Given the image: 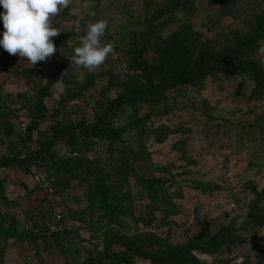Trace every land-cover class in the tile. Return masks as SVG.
Listing matches in <instances>:
<instances>
[{
    "label": "rangeland",
    "instance_id": "374dc122",
    "mask_svg": "<svg viewBox=\"0 0 264 264\" xmlns=\"http://www.w3.org/2000/svg\"><path fill=\"white\" fill-rule=\"evenodd\" d=\"M159 1L70 0L67 8L50 18L51 25L64 35L55 55L64 50L71 63L69 56L79 46L86 25L98 19L107 22L101 44H111L113 52L92 71L71 64L76 82L82 83L86 76H91L94 83L82 95L67 100L62 106L59 99L64 96L67 85L60 81L54 83L44 98L47 113L33 132L34 138L43 135L54 118L66 122L92 121L96 104L117 94L123 80L133 73L125 57V37L130 30L141 29L145 12ZM194 8L188 16L178 13V22L164 29L163 36L185 23L200 33L198 49L224 51L234 44L238 35L253 30L255 17L264 13V1L194 0ZM144 55L148 60L153 58L151 49ZM250 58L264 70V37ZM52 68L49 58L30 65L25 58L10 55L0 48V157L9 154L6 144L10 141L19 148V128L29 123L27 110L19 108L23 100L18 94L32 95L35 86L45 82ZM253 87L254 81L249 75L221 73L206 76L200 85H175L166 91L167 98L155 106L140 105L138 115L155 109L159 114L151 116L141 129L128 126L122 139L117 141L116 149L108 151L107 142L99 140L92 149L83 152L89 158H99L105 170L113 171L120 163L122 152L132 150L145 155V158L130 157L132 167L145 177L164 179L155 186L154 193L141 186L133 175H128L121 192L128 193L124 204H129L131 214L122 217L121 226L111 227L114 233L144 236L140 227L144 223L136 219L152 216L163 230L167 228L166 237L172 243L185 244L200 233L213 234L241 213L252 211L256 216H264V94L251 98ZM130 111V108L120 110L115 124H125ZM5 122L13 130L10 137L3 129ZM64 149L62 144L57 146L59 154ZM5 170L3 174L4 170H0V174L8 176L13 184L17 172ZM228 172L239 179L240 187V206L232 211L223 202L226 194L233 190ZM19 187L20 184L15 183L12 193L22 191ZM80 192V189H69L61 193L53 209L61 214L67 230L89 237L98 223L99 212L95 209L85 211V221L72 219L87 206ZM40 205L42 214L38 215L43 217L46 205L43 201ZM6 216L0 206V260L2 264H17L20 259L28 264L23 256L24 240L16 238L20 240L16 242L15 236L7 234ZM47 220H50L48 225L51 224L52 215ZM24 229L22 225L16 227L15 232L18 234ZM195 254L202 264H264V223L235 227L215 252L196 251ZM132 264L148 262L135 258Z\"/></svg>",
    "mask_w": 264,
    "mask_h": 264
},
{
    "label": "trees",
    "instance_id": "16d2710c",
    "mask_svg": "<svg viewBox=\"0 0 264 264\" xmlns=\"http://www.w3.org/2000/svg\"><path fill=\"white\" fill-rule=\"evenodd\" d=\"M194 9V0H160L145 12L141 19V29L130 30L125 37V57L133 73L123 80L120 90L113 98H105V101L96 104L92 121L66 122L54 118L53 124L43 135L33 137V132L38 129L47 113L44 98L54 83L60 81L67 85L64 96L59 99L61 106L67 100L82 95L94 83L91 76H86L82 83L76 82L72 65L64 50L58 55H55V51L48 57L53 63L52 72L46 76L44 83L35 86L32 95L18 94V98L23 100L19 108L26 109L29 116L25 140L31 142V152L25 158H20L19 148H16L14 142H8L6 147L9 154L0 157V170L9 168L18 173H28V164L31 161L37 162L47 177L54 178L51 184L56 197L63 192L67 193L69 189L81 190L87 206L72 219L85 221V211L95 209L99 212L98 223L89 237L75 230H67L61 214V219L55 223L62 227L51 231L48 225L50 220L47 219L52 215L53 222V208L37 184L33 182V187L29 189L21 182L28 192L32 189L40 191L41 201L46 206L42 220H31V226L16 234L17 219L7 209L14 202L7 200L4 194L6 176L0 174V206L9 217L4 219L7 221V234L26 241L37 262H42L41 252L44 249L53 247L65 259L72 258L74 264H132L135 258L147 260L148 264H202L196 251L213 253L233 228L264 223V216H256L248 211L221 226L213 234L200 233L185 244H174L166 237L167 228L162 235L146 230L151 222L160 225L153 221L152 216L145 219L138 217L136 220L144 223L140 225L144 236H121L114 233L111 227L121 226L122 217L131 214L129 204H124L128 193L121 192L128 175H133L141 186L154 193L155 186L164 179L158 176L145 177L132 167L130 157L145 158V155H138L132 150L129 153L122 152L120 163L113 171L105 170L99 158H89L83 153L92 149L99 140L107 142L108 151L116 149L117 141L122 139L128 126L141 129L150 121L151 116L159 114L155 109L138 115L140 105L155 106L167 98L166 91L175 85H200L206 76H214L215 73L228 76L249 75L254 81L250 97L260 98L264 94V70L250 58L258 42L264 37V13L255 17L253 30L245 35H238L239 38H234V44L224 51H202L198 49L201 43L200 33L185 23L166 36L162 34L164 29L178 22V13L188 16ZM63 38V34L53 37L57 50ZM149 49L153 53L151 60L144 55ZM73 83L76 84L74 88L70 87ZM127 108L131 110L128 121L123 125L115 124L118 112ZM3 129L6 136L12 135L13 130L7 122ZM59 144L65 147L61 154L57 152ZM68 151L75 152L76 155L67 156ZM239 206L240 202L237 201V207ZM232 210L235 209H230Z\"/></svg>",
    "mask_w": 264,
    "mask_h": 264
},
{
    "label": "clouds",
    "instance_id": "9594fccd",
    "mask_svg": "<svg viewBox=\"0 0 264 264\" xmlns=\"http://www.w3.org/2000/svg\"><path fill=\"white\" fill-rule=\"evenodd\" d=\"M69 3L70 0H0V48L25 58L30 65L51 57L57 51L51 38L60 31L51 25L50 18ZM106 27L102 19L86 25L79 46L69 56L71 64L92 71L105 61L113 52L111 44L100 41Z\"/></svg>",
    "mask_w": 264,
    "mask_h": 264
},
{
    "label": "crops",
    "instance_id": "0c3cea01",
    "mask_svg": "<svg viewBox=\"0 0 264 264\" xmlns=\"http://www.w3.org/2000/svg\"><path fill=\"white\" fill-rule=\"evenodd\" d=\"M11 171H14V170H11ZM3 173H6V170H4L2 174ZM26 177L29 178V181L26 180ZM12 181H13V184L10 183L9 177L6 176V181L4 182V194L6 195L7 200L14 202V205H12V207L13 206L16 207V208L7 207V209L10 212V215L15 216L17 219L16 227L21 228L22 225H25V227H29L32 224L31 220H34L37 218L42 220L44 216L39 217L38 215V213L42 214L40 210V206H41L40 204H42V201H41L42 194L37 189H32L31 191L28 192L25 190L24 186L21 184V182H24L27 188L29 189L32 188L33 182L30 176L28 175L25 176L17 172L16 179ZM15 183L20 184L19 188H21L20 190H22V191L17 192V194L12 193L13 192L12 187ZM19 233L20 231L18 232V234ZM14 241H16V237H14ZM19 241L20 240H17L16 242H19ZM15 246H17L16 243H15ZM23 247L25 248V253L23 256L24 258L26 257V261L28 264H67V263L74 264V261L72 258L67 257V259H65L62 255L59 254L58 251H56V249L52 250L51 247H48L41 252L42 262L39 263L34 257H32V252L28 249L26 241H24ZM17 264H23V263L19 259Z\"/></svg>",
    "mask_w": 264,
    "mask_h": 264
},
{
    "label": "built area",
    "instance_id": "2783aa9c",
    "mask_svg": "<svg viewBox=\"0 0 264 264\" xmlns=\"http://www.w3.org/2000/svg\"><path fill=\"white\" fill-rule=\"evenodd\" d=\"M25 132H26V125L21 124L19 128V135L21 138L20 144H19V150H20V158H25L28 156L31 152V142L28 140H25ZM67 156H75V152H66ZM28 175L30 176L31 180L34 182V184L38 185L40 188V191L45 196L46 201L50 204L52 208H55L57 205V197L55 195L54 187L52 186L51 182H53V177H47L45 173L40 168L39 164L37 162L31 161L28 164ZM227 177L232 183L233 190L226 194L224 197V204L229 209H236L237 208V201H238V194H239V179L233 174V172H228ZM53 216L54 220L51 224H49L50 230H57L62 227L61 224H56L55 221H58L61 219L60 213L56 212L55 209H53ZM146 230L153 232L157 235H162L163 228L159 225H157L155 222H151L149 225L146 226Z\"/></svg>",
    "mask_w": 264,
    "mask_h": 264
}]
</instances>
